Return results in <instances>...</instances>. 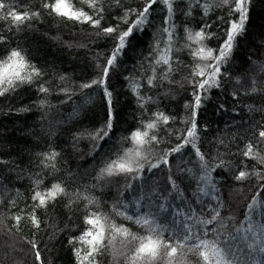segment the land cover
<instances>
[{
	"label": "trees",
	"instance_id": "obj_1",
	"mask_svg": "<svg viewBox=\"0 0 264 264\" xmlns=\"http://www.w3.org/2000/svg\"><path fill=\"white\" fill-rule=\"evenodd\" d=\"M69 2L76 9L82 8L92 14L88 3L82 0ZM218 2L213 0L207 16L201 7L195 6L192 15L186 17L187 4L185 0H178L174 5L181 10L174 19L178 46L185 42V27L199 30L207 24L210 27L206 31L214 33L206 41L207 46L219 48L228 27L224 21L229 17L228 7H217ZM19 3L18 11H39L40 18L32 20L30 27L22 26L19 31H9L10 22L0 21V34L6 37L0 43V59L12 48L22 49L43 76L34 84H25L0 97V161L5 162L0 163V264H39L29 241L38 244L43 264H77L74 246L69 240L91 227L84 221L90 211H99L117 225L123 224L132 232L143 234L139 225L113 212L112 205L118 201L128 206L130 215L138 214L137 204L139 213H156L158 222L173 232H181L183 224L194 225V231L204 229L205 226L197 224L196 219L210 218L217 201L202 197L198 191L197 186L204 184L198 179L203 172L191 147L172 154L167 158V165L161 164L151 171L145 163L143 178L131 181L130 188L123 175L98 179L100 169L107 162L133 147L126 138L137 128L143 130V124L152 119V113L159 111L173 118L166 125L159 124L157 129L149 131V135L156 134L159 140V143L146 146L153 163L181 142L177 130L183 131L187 127L182 121L190 111L185 104L192 102L193 88L189 81L195 63L189 50L173 52V58H178L180 65L173 64L171 83L156 81L157 86L149 89L145 80L151 74L156 41L160 40L163 47L166 39V34L161 31L167 15L165 6L160 3L152 6L143 31L129 38L130 43L118 57L116 67L110 70L108 87L113 92V129L108 138L97 144L88 133L107 123L109 108L102 91L97 88L81 91L79 85L99 77L114 42L97 36L98 29L87 23L49 15L50 9L43 8V0H19ZM101 4L104 8L101 27H107L115 25L126 9L141 10L145 0H120L119 5L115 0H100L97 6ZM126 27L121 24V28ZM238 39V47L233 49L230 61L221 69L226 75L220 78L218 88L207 93L208 99L202 102L197 116L198 147L205 160L209 165L218 164L221 159L225 162L224 168L209 173L219 189L217 195L222 204L219 210L227 229L225 235L242 225L247 227V206L258 191L257 199L262 203L253 214V220L264 222V189L261 188L264 179L250 175L245 180H235L240 170L258 171L264 175V163L243 155L251 142L253 154L264 157V138L258 136L259 130L264 128V0H252L245 34ZM61 77L65 79L61 80ZM126 78L144 85L140 89L141 95L151 96L155 103H147L141 108ZM40 83L50 90L44 107L39 104L43 98L37 92ZM253 87L257 91L253 92ZM62 88L67 89L68 94L61 92ZM50 150L59 153L55 171L39 164L41 154ZM37 173L43 177L41 189L60 183L67 192L54 204L36 208L35 215L40 221L38 228L27 219L36 203L32 200V185ZM169 177L179 185V191L172 188ZM85 196L97 203L89 205L83 199ZM12 201H15L14 205ZM69 201H72L70 206ZM161 205L167 210L159 211ZM189 210L196 214L190 220L182 215ZM15 215L25 217L18 227L13 219ZM206 227L219 228V221ZM169 234L165 232L163 238L167 240ZM105 244H108L107 239ZM235 244L237 249H242L240 264H253L244 255L248 249L243 243L237 240ZM76 246L82 247V253L87 251L86 246ZM122 252L127 249L117 234L96 260L98 264H126ZM158 264L166 262L159 261ZM183 264H196L195 256L186 253Z\"/></svg>",
	"mask_w": 264,
	"mask_h": 264
},
{
	"label": "snow or ice",
	"instance_id": "obj_2",
	"mask_svg": "<svg viewBox=\"0 0 264 264\" xmlns=\"http://www.w3.org/2000/svg\"><path fill=\"white\" fill-rule=\"evenodd\" d=\"M88 3L92 9V14L85 12L82 8L76 9L69 0H53L49 3L48 0H43L42 6L44 9H50L49 15H56L66 20H71L78 23H87L93 29H98L97 36H104L110 38L114 42V47L107 58L105 65L101 69L98 78L90 82L79 85L81 91L84 89L97 88L102 91L104 99L109 108V119L107 123L93 133H88L89 137L97 144L108 138L113 129V92L108 87V78L110 70L114 69L117 65L118 57L123 54L124 49L130 43V37L134 33L142 32L144 26L148 23V17L151 14L150 9L153 5L160 3L163 4L167 10V15L164 20L165 27L162 28V34H166V39L163 40V47L161 41L157 40L153 52L155 53L154 59L150 64V72L146 80V85L149 89L156 87V81L163 82L169 79L170 74L173 72V64L177 67L180 65L178 58H173L174 51L181 49H188L189 55L192 57L194 67L191 72L190 83L193 91L191 93L192 102L186 103L185 108L189 109L188 117L182 122L187 125L183 131L177 130V138L181 140L179 144L173 147L170 151H166L163 155L153 163L149 159L148 147L153 143H159L156 134L149 135L150 130L157 129L159 124L166 125L172 117L164 114L163 112L152 113V119L143 124V130L137 128L126 139L129 140L133 147L125 149L123 155H118L106 163L100 169L98 179L106 177L123 175L129 181L127 187L130 188L131 181L142 179V173L145 168V163L148 165V170L159 168L161 164H168V157L174 153H181L185 147H191L195 155L198 157L200 164L199 167L203 172L198 177L203 181V187L197 186L198 191L202 197H211L217 201L216 207L211 209L210 218L203 219L197 217L196 223L204 225L202 230L194 231V225L183 224L182 231L177 233L170 231L169 228L161 225L156 219V213H139V204H137V213L135 215L128 214L127 205L122 202L112 205L113 212L123 217V219L130 221L135 225H139L143 230V234L134 233L130 228L125 227L123 224L117 225L114 221L110 220L108 216L100 213L99 211H90L85 216L84 221L88 227L81 233L79 237H73L69 240V244L73 245V252L77 259V264H98L96 257L102 255L104 251L111 245V241L119 234L122 238L127 252L121 254L125 256L126 264H158L159 261H165L166 264H183L184 255L192 253L196 258V264H240V252L242 249H237L235 241L239 240L243 243V247L248 249L244 255L249 257L253 264H264V222L256 223L253 220V214L257 213L258 206H261V201L257 199L259 191L253 197L252 202L247 206V215L245 223L239 228H235L233 232L225 235L226 225L220 217V208L222 204L219 201V189L213 182L210 171L216 168H224L225 162L221 159L218 164L209 165L205 160L204 153L198 147V125L197 116L198 111L202 106V102L208 99L207 93L214 87H219L220 78L226 75L221 69L228 64L231 59L233 49L238 47L239 39L245 34L246 23L251 7L252 0H219L217 7H228V19L224 21L228 27L224 32L223 42L219 48H210L207 46L206 41L211 39L214 33L207 32L206 29L210 25H203L199 30H193L185 27L184 44L178 46V37L175 33L176 24L174 19L177 11H181L174 5L178 4V0H145L144 7L137 11L136 9H126L124 16L118 17V22L115 25L101 27V21L104 19V8L97 6L100 0H82ZM187 7L184 10L186 17L192 15V9L195 6L201 7L204 16L213 6V0H185ZM119 5L120 0H115ZM21 5L19 0H0V21H9L10 25L8 30L16 29L19 31L22 26H31V21L40 18L39 11H18ZM131 17H135L131 19ZM235 17V18H233ZM224 20V17H219ZM121 24L127 25L126 28H121ZM6 37L0 34V43L4 42ZM99 67V65H97ZM160 69V75L157 76V68ZM43 73L40 69L27 58L22 49L12 48L7 54L0 59V97L6 94L15 92L19 87L25 84H34L37 79H40ZM65 79L61 77V80ZM129 79V84L133 94L137 98V103L141 108L147 103H155L151 96L141 95L140 89L144 87L139 81ZM61 92L68 94L67 89H61ZM253 92L257 91L255 87ZM37 92L42 94L39 104L44 107L46 104L47 95L50 94L49 88L40 83L37 87ZM69 98L70 95H69ZM91 99V97L89 96ZM26 111L27 109H21ZM259 138H264V128L258 132ZM59 155L55 150H50L40 156L39 164L46 169L56 170V157ZM243 155L252 159H258L260 163H264V157H259V154H253V145L249 142ZM0 163H5L0 161ZM250 175H255L258 179H264L258 171L248 173L240 170L235 175V180L242 181L247 179ZM173 189L179 191V185L169 177ZM43 184V177L38 173L33 180V194L32 200L35 203L33 211L28 214L27 219L35 226L39 227V218L35 215L36 208H46L49 203H55L60 196H66V189L60 183H54L49 188L41 189ZM264 189V185H261ZM210 189V190H209ZM83 199L88 201L89 205L96 204L95 199H90L85 196ZM13 205L15 201L11 202ZM72 201H69L70 206ZM167 209L161 205L159 211H166ZM185 218L190 220L195 216L193 210L189 213L182 214ZM24 216L15 215L13 219L16 226ZM219 221V228L208 229L206 226L214 224ZM169 232L167 240L163 238L164 233ZM107 234V235H106ZM108 244H105V240ZM31 248L34 251L35 259L39 264H43L38 244L34 241H29ZM76 245L86 246L87 251L82 253V247ZM178 253L181 255L178 256Z\"/></svg>",
	"mask_w": 264,
	"mask_h": 264
}]
</instances>
